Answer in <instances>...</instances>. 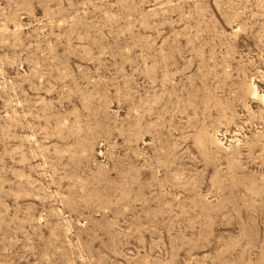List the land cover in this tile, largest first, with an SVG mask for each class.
Masks as SVG:
<instances>
[{"label": "rangeland", "instance_id": "obj_1", "mask_svg": "<svg viewBox=\"0 0 264 264\" xmlns=\"http://www.w3.org/2000/svg\"><path fill=\"white\" fill-rule=\"evenodd\" d=\"M0 264H264V0H0Z\"/></svg>", "mask_w": 264, "mask_h": 264}]
</instances>
